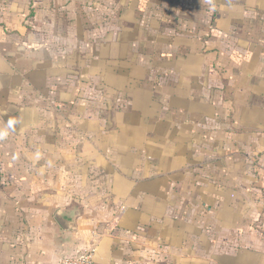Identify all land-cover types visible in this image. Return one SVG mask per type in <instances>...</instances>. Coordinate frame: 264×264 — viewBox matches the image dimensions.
Wrapping results in <instances>:
<instances>
[{
    "label": "crops",
    "instance_id": "crops-1",
    "mask_svg": "<svg viewBox=\"0 0 264 264\" xmlns=\"http://www.w3.org/2000/svg\"><path fill=\"white\" fill-rule=\"evenodd\" d=\"M94 22L79 75L43 25ZM92 243L264 264V0H0V264Z\"/></svg>",
    "mask_w": 264,
    "mask_h": 264
},
{
    "label": "rangeland",
    "instance_id": "rangeland-1",
    "mask_svg": "<svg viewBox=\"0 0 264 264\" xmlns=\"http://www.w3.org/2000/svg\"><path fill=\"white\" fill-rule=\"evenodd\" d=\"M94 20V19H93ZM97 21V20H94ZM96 23L95 25H89V27H86V25L78 23L76 25H72L74 26V28H79L81 31L80 37L81 38H72L69 34H67L68 37H56L55 31L54 29L56 27H60L59 25H43L44 27L47 28L48 31L52 32V34H50V36L52 35V37H49V39L52 41V44H55L56 48H68L70 50V54L66 55V60L71 61L75 66H76V70L78 71L79 75L82 74V67L86 66V62L89 59V57L92 56V53H87V45L89 42V36H91V34H93V32L97 29L98 23ZM53 26V27H52ZM66 26V25H64ZM69 26V25H68ZM103 26V25H102ZM86 27V33H83V29ZM33 28V27H32ZM95 42V44L93 46H91V48H96L98 47V43H96L97 41H93ZM81 68V69H80ZM78 76V75H76Z\"/></svg>",
    "mask_w": 264,
    "mask_h": 264
},
{
    "label": "built area",
    "instance_id": "built-area-1",
    "mask_svg": "<svg viewBox=\"0 0 264 264\" xmlns=\"http://www.w3.org/2000/svg\"><path fill=\"white\" fill-rule=\"evenodd\" d=\"M96 244L81 249L77 253L65 257L61 264H95Z\"/></svg>",
    "mask_w": 264,
    "mask_h": 264
},
{
    "label": "water",
    "instance_id": "water-1",
    "mask_svg": "<svg viewBox=\"0 0 264 264\" xmlns=\"http://www.w3.org/2000/svg\"><path fill=\"white\" fill-rule=\"evenodd\" d=\"M57 220L64 229L66 230L71 229V222L69 220H66L63 217H58V216H57Z\"/></svg>",
    "mask_w": 264,
    "mask_h": 264
}]
</instances>
